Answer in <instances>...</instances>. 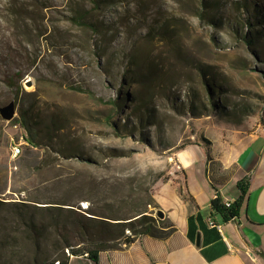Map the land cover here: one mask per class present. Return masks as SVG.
<instances>
[{
    "label": "rangeland",
    "instance_id": "374dc122",
    "mask_svg": "<svg viewBox=\"0 0 264 264\" xmlns=\"http://www.w3.org/2000/svg\"><path fill=\"white\" fill-rule=\"evenodd\" d=\"M74 4L90 6L89 0H0V105L10 100L16 104L10 122L0 117V201L13 204L2 207L0 219L11 220L8 208L22 207L23 202L56 205L32 202L33 197L48 202L80 196L78 191L65 193V186L51 184L59 173L92 175L109 184L122 178L150 188L153 194L156 188L161 195L165 182L181 180L173 159L177 146L197 143L212 127L262 128L264 58L248 46L243 34L250 30L247 20L264 30V25H257L262 16L254 11L255 6L264 8V0H162L148 14V24L154 26L149 38L146 25L136 26L137 15L128 24L125 19L132 13L120 8V14H115L111 7L92 12L91 19L100 22L102 33L91 34L69 20ZM162 20L170 24L164 33H160ZM148 66L153 68V78L145 75ZM200 67L212 74L231 106L246 107L250 115L239 122L234 115L222 117L211 111L194 117L188 103L193 94H202ZM28 79L32 84L25 86ZM119 99H126V106L119 108L115 104ZM31 108L40 120L51 112L65 113L70 128L64 132L95 160L63 159L31 146L18 120ZM125 121L127 128L122 127ZM12 143L20 148L16 157L10 153ZM98 147L131 153L111 157L107 150H94ZM156 173L163 178L152 185ZM110 192L94 198L87 189L86 196L98 211L119 210L128 190L110 194L112 198ZM89 204L78 201L80 214L70 217L66 213L58 217L61 211L55 208L35 209L37 221L44 225L42 237L25 242L21 233L11 232L4 251L25 255L39 248L55 258L59 244L66 242L74 249L92 248L94 240L77 224L83 221L81 214L88 215ZM158 209L149 208L155 218ZM53 218L59 219L58 224ZM96 230L87 226L89 232Z\"/></svg>",
    "mask_w": 264,
    "mask_h": 264
},
{
    "label": "trees",
    "instance_id": "16d2710c",
    "mask_svg": "<svg viewBox=\"0 0 264 264\" xmlns=\"http://www.w3.org/2000/svg\"><path fill=\"white\" fill-rule=\"evenodd\" d=\"M161 1L162 0H89L90 6L88 7L80 4L71 5L69 20L78 27L89 31L91 34L102 33L100 22L91 19L92 12L102 7H111L115 14H120V8H122L125 13H132L125 19L126 23H131L130 19L137 15L135 22L136 26L139 28L146 25L148 27L146 38H149L150 36H153L151 30L154 29V26H151L150 23L148 24V14L154 7H156L155 5L160 4ZM243 6L244 8H249V4L246 1H243ZM254 11L257 16H262H259L260 18L257 20V25L263 26L264 15L262 14H264V8L261 6H255ZM169 25V21L162 20L160 22V28H162L160 33H164L163 30L166 31ZM246 26L250 27L247 28L250 30L244 32L243 39L248 46L254 50H259L257 53L261 54V57L264 58V30L255 28V24L252 25L249 20H247ZM96 43L93 46H95ZM131 66L133 65H130L129 67ZM200 70L202 72V94H193L194 100H191V102L188 103V109H190V112L194 117L208 116L209 111H211L222 117H230L231 115H234L236 118H239V122L244 116L250 115L251 112L246 107L241 109V107L237 105L231 106L227 98L222 94L221 87L213 78L212 74L203 67H200ZM153 74V68L148 66L145 75L153 78ZM19 89H21V87H18V90ZM125 95L128 96L126 93ZM126 99L125 101L119 99L115 104L119 108L126 106ZM204 99L208 104L205 105ZM207 105H209L210 108H206ZM27 112L20 113L18 120L23 131L22 136L28 140V143L31 146L41 147L44 153H54L55 156L63 159L77 158L78 160L87 161L89 163H92L95 160L94 157L82 153L78 141L70 138V133L64 132V130L66 131L70 128L66 121L65 113L51 112V114L49 113L45 116L44 120H40L39 115L34 114L32 108ZM259 113L260 125L264 130V102L263 105L259 107ZM137 118L138 122L141 123L142 118ZM122 127L127 128L126 121L122 124ZM198 142L206 146L207 151H209L211 142L208 139L204 136H200ZM190 143L191 142H185L184 144L177 146V149ZM94 150L100 153L107 150L106 152L111 157H124L131 153V151H128L127 149L114 147H98ZM208 159H210L209 155ZM161 178H163L162 174L156 173L152 180V185ZM50 181L51 184H59L61 187L65 186V193L66 191H78L80 196H76L75 198L68 196L59 201L48 202L39 197H33L32 200H28L35 203H52L56 205L47 204L38 206L29 202H23L21 203L22 207H9L8 210L10 211L9 215H11V220L4 217V219H0V264H55L56 262H58V264H67L71 255L78 254H84L95 259L99 250L111 249L121 244H128L139 235L149 234L154 237H165L170 232V224L165 219L153 217L149 211V208H158V204L156 203L154 194L150 188L148 189L143 188L142 186L133 185V182H129L128 180L126 182L122 178H114V182L109 184L106 179H97V177L92 175L88 177L75 176V174L72 173H59L51 178ZM237 187L240 194L229 206L224 205V202L219 195H216V197L211 200V210L219 214L225 221L233 219L238 215L239 208L246 194L247 187L244 180L238 181ZM124 188L128 190V193L123 198V203L119 202V210L110 209L107 210L108 212H101V210L98 211L100 208H93L91 198L86 196L88 189V195L94 196V198L98 197L102 192L106 193V191H112L109 193V198H112L111 195L116 194V192H119V190ZM83 200L90 202L89 206L85 209L88 215L81 214L83 221H77V224H82V226H80L81 230L84 233L86 232V234H89L91 240H94L95 246L92 248L87 249L78 247L74 249L72 244L66 242L64 244H59V252L55 258L47 257L46 253L41 252L39 248H35L33 251L31 250V252L25 255H22L19 251L11 253L4 251L5 246H7L6 244L10 243L8 234L11 232L21 233V239L25 242H31L32 240L37 241L42 237L44 225L40 223V221H37L38 218L36 211H34L35 209L49 212L52 208H55L61 211V213H58V215H60L58 217H61L62 213H66L68 217H70L73 214H80L76 209L79 207L76 206L78 201ZM7 203L9 202L0 201V212L3 206L13 205ZM52 220H54V224H58L59 222L58 218H53ZM87 226L96 227L97 230L89 232L87 231ZM1 233H3V237H1ZM68 248L70 252L65 254L64 249Z\"/></svg>",
    "mask_w": 264,
    "mask_h": 264
},
{
    "label": "crops",
    "instance_id": "0c3cea01",
    "mask_svg": "<svg viewBox=\"0 0 264 264\" xmlns=\"http://www.w3.org/2000/svg\"><path fill=\"white\" fill-rule=\"evenodd\" d=\"M204 137L209 151L200 142L177 149L181 180L165 182L161 195L154 189L161 219L170 224L167 236L142 234L99 250L95 259L71 255L67 264H264V130L217 126ZM240 180L246 194L238 215L225 221L211 210V200L219 195L234 202Z\"/></svg>",
    "mask_w": 264,
    "mask_h": 264
},
{
    "label": "water",
    "instance_id": "95a60500",
    "mask_svg": "<svg viewBox=\"0 0 264 264\" xmlns=\"http://www.w3.org/2000/svg\"><path fill=\"white\" fill-rule=\"evenodd\" d=\"M32 82L28 79L25 80L24 85L25 86H30ZM15 109H16V104L14 100H10L9 102L0 105V117L2 120H5L7 122H10L14 117H15ZM156 215L158 218H163L164 214L162 210L158 209L156 210ZM198 238L196 240V244L198 245Z\"/></svg>",
    "mask_w": 264,
    "mask_h": 264
},
{
    "label": "built area",
    "instance_id": "2783aa9c",
    "mask_svg": "<svg viewBox=\"0 0 264 264\" xmlns=\"http://www.w3.org/2000/svg\"><path fill=\"white\" fill-rule=\"evenodd\" d=\"M9 148H10L11 156L16 157L20 154V148L16 143L10 144ZM215 197H216V195H215ZM230 204H231V202H229V201L224 202L225 206H229ZM209 224L213 225V226L215 225L217 228H219V226L214 224V222L211 219L209 220ZM55 264H58V262H56Z\"/></svg>",
    "mask_w": 264,
    "mask_h": 264
}]
</instances>
